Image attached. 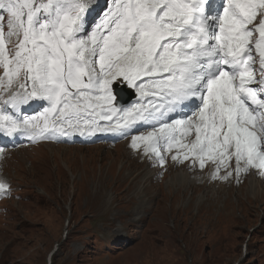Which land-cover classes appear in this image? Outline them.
<instances>
[{
  "label": "snow or ice",
  "instance_id": "snow-or-ice-1",
  "mask_svg": "<svg viewBox=\"0 0 264 264\" xmlns=\"http://www.w3.org/2000/svg\"><path fill=\"white\" fill-rule=\"evenodd\" d=\"M93 11L87 0H0V136L136 130L131 147L160 167L172 153L211 161L214 179L232 176V160L237 177L264 175V0H111L90 24ZM29 101L47 106L22 115Z\"/></svg>",
  "mask_w": 264,
  "mask_h": 264
},
{
  "label": "rangeland",
  "instance_id": "rangeland-1",
  "mask_svg": "<svg viewBox=\"0 0 264 264\" xmlns=\"http://www.w3.org/2000/svg\"><path fill=\"white\" fill-rule=\"evenodd\" d=\"M43 146L48 149L40 154L22 155L32 161L28 168L22 161L15 163L19 168L10 162L5 167L27 199L5 205L0 264H47L53 251L50 264H264V186H253L252 178L248 188L214 196L215 188L205 184L201 194L196 178L182 189L178 174L152 191L147 204L143 189L131 182L128 169L110 159L111 153L97 164L102 148H72L82 154L65 150L69 156L62 158L50 150L61 146ZM132 210L144 221L140 231L131 221L136 215L125 212ZM119 230L128 246L111 245Z\"/></svg>",
  "mask_w": 264,
  "mask_h": 264
},
{
  "label": "bare ground",
  "instance_id": "bare-ground-1",
  "mask_svg": "<svg viewBox=\"0 0 264 264\" xmlns=\"http://www.w3.org/2000/svg\"><path fill=\"white\" fill-rule=\"evenodd\" d=\"M61 149H63V151H61ZM50 150H52V152H53V156L54 157H56V155L57 154H59V153H61L62 154V158L63 157H66V156H69L67 153H65L66 151H65V148H61V147H58V148H50ZM83 156V155H82ZM69 169V168H68ZM179 177L182 179V182H181V188L182 189H184V188H186V187H188V181L189 180H192V181H195V179L193 178V179H191V178H188V176H186L184 173H181V174H179ZM251 180V183H252V185L254 186L256 183L259 185L260 184V182L259 181H255L254 179H250ZM196 183H197V181H196ZM192 185V184H191ZM192 186H189V188H191ZM137 193H139V192H137ZM193 193V192H192ZM260 193V192H259ZM145 195V194H144ZM209 201V199H207L205 202H208ZM204 202V203H205ZM140 203V202H139ZM204 203L202 204V205H200V206H202V207H204ZM134 207H136V206H134ZM140 207V206H139ZM136 209V208H135ZM142 210V209H141ZM134 213V212H133ZM143 215V214H142ZM154 215V214H153ZM116 215L114 214V217H115ZM133 223V222H132ZM193 229H195V227H193Z\"/></svg>",
  "mask_w": 264,
  "mask_h": 264
}]
</instances>
